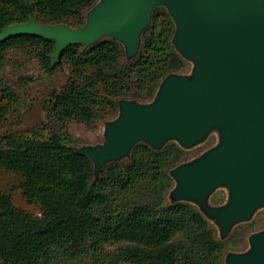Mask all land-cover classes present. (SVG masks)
Segmentation results:
<instances>
[{
    "label": "trees",
    "instance_id": "obj_1",
    "mask_svg": "<svg viewBox=\"0 0 264 264\" xmlns=\"http://www.w3.org/2000/svg\"><path fill=\"white\" fill-rule=\"evenodd\" d=\"M97 0H0V31L28 22L84 25ZM174 23L155 6L140 33L136 54L109 37L84 46L71 44L52 62L54 41L20 34L0 43V69L9 51L35 52L45 73L67 64L68 77L49 93L45 122L28 133L0 136V167L21 176L18 188L34 215L17 209L0 192V261L4 264H224L225 242L189 202H167L175 185L170 171L187 160L173 140L159 149L137 142L125 160L93 162L77 153L67 124L93 127L117 117L119 99L152 102L161 82L188 64L175 49ZM16 92L0 79V125ZM47 134L44 135V132ZM232 248L236 238L228 236ZM90 258L91 263L84 259ZM66 264H68L66 262Z\"/></svg>",
    "mask_w": 264,
    "mask_h": 264
},
{
    "label": "water",
    "instance_id": "obj_2",
    "mask_svg": "<svg viewBox=\"0 0 264 264\" xmlns=\"http://www.w3.org/2000/svg\"><path fill=\"white\" fill-rule=\"evenodd\" d=\"M163 6L175 32L172 44L192 75L169 74L148 104L120 101L106 124L105 140L94 148H74L87 156L94 173L128 156L137 142L159 149L173 140L182 148L220 129L216 147L170 171L176 201L201 202L217 186L230 188L227 203L210 214L226 235L264 205V0H100L79 28L28 22L5 26L0 43L20 35L54 41L55 62L68 45L88 46L103 37L120 42L134 56L152 10ZM248 252L229 253L225 264H264V230L249 237Z\"/></svg>",
    "mask_w": 264,
    "mask_h": 264
},
{
    "label": "rangeland",
    "instance_id": "obj_3",
    "mask_svg": "<svg viewBox=\"0 0 264 264\" xmlns=\"http://www.w3.org/2000/svg\"><path fill=\"white\" fill-rule=\"evenodd\" d=\"M99 1L97 0V2ZM193 66L194 62L188 61L187 66L177 74L190 77ZM68 73L67 64H63L62 67L51 74L45 73L35 52L31 49L23 48L9 51L0 69V79L16 92L17 101L12 104L6 119L0 125V136L6 133L27 134L30 129L39 130L45 122V105L49 93L53 90L61 89L68 77ZM120 101H125V99H119L118 102L120 103ZM113 120L106 122L96 121L93 127H87L84 123L76 121L68 123V132L73 139L78 141V145L73 147L94 148L100 145L105 140L106 124ZM46 134L47 131L44 132V135ZM219 140L220 129L218 127L211 128L200 141L184 148L187 160L183 163L195 161L201 155L216 147ZM126 157L124 156L115 161L125 160ZM20 181V175L0 167V192L10 195L12 203L17 209L38 215V206L34 203H28L22 196L18 188ZM175 188L176 186L174 185L166 193L167 202L176 201ZM229 193V186L222 184L215 187L203 201H189L206 218L217 239L225 242L224 258L229 253L240 254L248 252L251 249L249 237L264 230V205H262L257 207L249 218L235 223L226 235L221 233L219 224L216 218L210 214V210L224 206L228 201ZM228 236L233 239L236 238L237 247L235 249L227 243ZM84 261L91 263L90 258H86ZM66 262L68 264H76L66 259H64L62 264H66ZM0 264L4 263L0 261Z\"/></svg>",
    "mask_w": 264,
    "mask_h": 264
}]
</instances>
